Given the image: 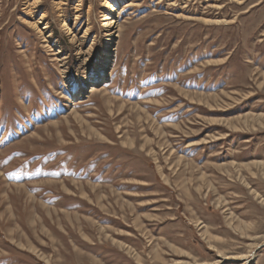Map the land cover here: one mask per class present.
<instances>
[{
    "label": "rangeland",
    "instance_id": "1",
    "mask_svg": "<svg viewBox=\"0 0 264 264\" xmlns=\"http://www.w3.org/2000/svg\"><path fill=\"white\" fill-rule=\"evenodd\" d=\"M0 264H264V0H0Z\"/></svg>",
    "mask_w": 264,
    "mask_h": 264
},
{
    "label": "bare ground",
    "instance_id": "2",
    "mask_svg": "<svg viewBox=\"0 0 264 264\" xmlns=\"http://www.w3.org/2000/svg\"><path fill=\"white\" fill-rule=\"evenodd\" d=\"M104 18H105V19H110V17L107 16V15H106ZM101 72H102V70H99V71H98V74H97V76H96L97 78L100 76ZM92 90H93V86H92Z\"/></svg>",
    "mask_w": 264,
    "mask_h": 264
}]
</instances>
